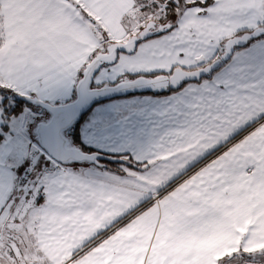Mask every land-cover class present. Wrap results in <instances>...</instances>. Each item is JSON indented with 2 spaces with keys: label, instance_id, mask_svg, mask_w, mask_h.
<instances>
[{
  "label": "snow or ice",
  "instance_id": "snow-or-ice-1",
  "mask_svg": "<svg viewBox=\"0 0 264 264\" xmlns=\"http://www.w3.org/2000/svg\"><path fill=\"white\" fill-rule=\"evenodd\" d=\"M0 264H264V0H0Z\"/></svg>",
  "mask_w": 264,
  "mask_h": 264
}]
</instances>
